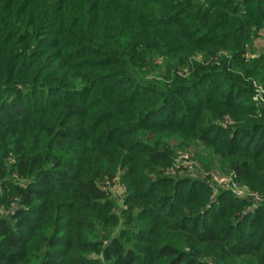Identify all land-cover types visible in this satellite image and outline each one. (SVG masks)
<instances>
[{
    "label": "trees",
    "instance_id": "obj_1",
    "mask_svg": "<svg viewBox=\"0 0 264 264\" xmlns=\"http://www.w3.org/2000/svg\"><path fill=\"white\" fill-rule=\"evenodd\" d=\"M262 31L264 0H0V264H264Z\"/></svg>",
    "mask_w": 264,
    "mask_h": 264
},
{
    "label": "built area",
    "instance_id": "obj_2",
    "mask_svg": "<svg viewBox=\"0 0 264 264\" xmlns=\"http://www.w3.org/2000/svg\"><path fill=\"white\" fill-rule=\"evenodd\" d=\"M177 159L179 160H176V165L169 170L172 174H175L177 170L182 167L186 170H194L195 166L198 165V163L191 157V153L189 151L184 152ZM203 174L205 176H210V183L213 185V196H216L218 191L221 189L232 190L241 197H247L249 195L256 196L247 187L240 185L236 174L233 172L229 174H222L218 171H203ZM256 198L258 200H263L259 196H256Z\"/></svg>",
    "mask_w": 264,
    "mask_h": 264
},
{
    "label": "rangeland",
    "instance_id": "obj_3",
    "mask_svg": "<svg viewBox=\"0 0 264 264\" xmlns=\"http://www.w3.org/2000/svg\"><path fill=\"white\" fill-rule=\"evenodd\" d=\"M256 47L258 49V52H263L264 51V31H262V34L259 38H257L256 40ZM183 154V153H179L177 155V157L179 158V156ZM176 160H179V159H176ZM199 160V159H198ZM119 185V184H117ZM111 187L114 189L115 191V196L118 198V199H121V197L123 198V193L121 191V188H119L118 186L116 187V185H111Z\"/></svg>",
    "mask_w": 264,
    "mask_h": 264
}]
</instances>
